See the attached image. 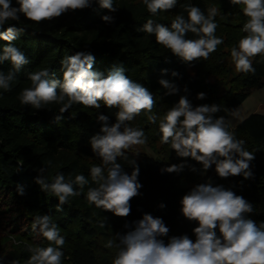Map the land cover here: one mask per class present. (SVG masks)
Here are the masks:
<instances>
[{
	"label": "clouds",
	"instance_id": "1",
	"mask_svg": "<svg viewBox=\"0 0 264 264\" xmlns=\"http://www.w3.org/2000/svg\"><path fill=\"white\" fill-rule=\"evenodd\" d=\"M179 3L180 0H142L151 17L170 12ZM228 3L238 6L246 18L241 28L246 35L231 48V64L237 72L254 74L253 58L259 56L264 60V0H228ZM94 5L107 11L108 14L101 17L105 24L115 22L114 14L120 10L117 0H0V41L6 42L0 46V65L6 62L11 65L8 72L0 70V93L12 90L17 74L29 63L25 53L14 43L26 32V28L18 25L51 24L64 15L83 12ZM181 7L187 16L175 15L170 27L148 18L140 31L154 37L157 45L183 64L207 60L218 46L224 44V40L216 35L217 9L211 7L205 13L190 0ZM189 33L195 38H187ZM94 63L91 52L78 51L61 61L62 79L56 78L55 72L47 68L32 71L27 74L30 86L21 90L18 100L22 106L36 111L47 110L51 104L60 105V115L54 117L57 123L74 104L115 110V123L101 112L96 117L99 133L92 136L89 143L100 163L89 169L95 186L88 187L85 199L90 206L126 218L131 213L130 202L141 195L143 187L135 159L140 152L135 146L147 143L143 129L131 126L130 122L143 114L150 123L156 124L157 117L152 115L155 100L147 87L125 74L124 68L114 67L105 75L94 71ZM161 75L167 76L168 70L163 69ZM171 76L173 80L162 78L158 83L165 90L164 96L179 95L180 98L159 118V142L168 145L178 158H190L199 164V169L192 166L190 170L199 171L202 177L214 166L220 179L254 178L252 162L256 154L246 149L245 140L238 139L229 130L230 122L224 116H217L221 106L194 105L187 94L180 95L181 90L174 82L180 74L173 71ZM184 92H188L187 87ZM206 98L203 92L196 97L200 101ZM129 153H132V159H129ZM118 159L128 162L132 168L130 174ZM185 167H188L186 163L171 164L161 172L180 174ZM37 171L34 182L47 196L58 200L57 212L63 211L71 197L84 194V187L89 185V178L83 174L66 179L58 172L49 182L44 167ZM16 191L20 196L25 195L21 185L16 186ZM179 205L180 215L196 225L192 228V236L187 233L169 236L170 228L162 217L145 213L141 219L125 223L127 231L105 243L104 247L117 250L111 264H264V220H253V203L237 195L231 187L214 186L209 179L192 187L180 199ZM159 208L163 210L166 205L161 203ZM100 226L105 227L104 224ZM31 232L37 239L46 240L48 246L29 247L30 256L25 264H63L62 249L66 238L61 235L60 226L53 217L48 214L34 216ZM0 264L20 262L0 255Z\"/></svg>",
	"mask_w": 264,
	"mask_h": 264
},
{
	"label": "trees",
	"instance_id": "2",
	"mask_svg": "<svg viewBox=\"0 0 264 264\" xmlns=\"http://www.w3.org/2000/svg\"><path fill=\"white\" fill-rule=\"evenodd\" d=\"M188 2L180 0L170 12L151 17L142 0H117L120 10L114 14L115 22L111 25L102 21L101 17L108 13L100 10L98 5L83 12L64 15L51 24L18 25L26 28V32L14 43L25 53L29 63L17 74L12 90L0 93V204L5 213H12L11 217L2 218L0 209V219L9 218L3 229L10 233L8 226H12L16 234L12 233L13 237L8 238L10 245L0 240V255L25 264L30 256L29 247H47L46 240L37 239L31 232L32 218L43 214L53 217V221L60 226L61 235L66 238L62 249L63 264H111L117 250L104 247L105 243L115 238L116 234L125 233V223L131 224L145 213L162 217L170 228L169 236L185 233L192 236V228L196 225L180 215L179 201L192 187L209 179L214 186L222 184L226 188L231 187L237 195L253 203L251 218L257 222L264 220V115L252 114L231 130L238 139L245 140L248 151L256 154L252 162V179H220L214 166L202 177L199 171L190 170L192 166L199 169V164L190 158H178L168 145L159 142V118L178 102L180 96H164L165 90L158 81L162 78L173 80V71L180 74L174 80L181 90L180 95L187 94L194 105H220L221 111L217 116L225 118L226 112H235L253 91L264 87V60L259 56L253 58L254 74L237 72L231 64V48L246 35L241 31L246 18L238 6H231L228 0H190L205 13L208 8L217 9L216 35L224 40V44L218 46L207 60L183 64L157 45L154 37L140 31L148 18L170 27L175 15L182 13L187 16L181 5ZM187 38L195 37L189 33ZM4 45L6 42L0 41V46ZM78 51H89L94 55V71L107 75L112 68L122 67L130 79L147 87L154 96L152 115L157 117V123H150L143 114L130 122L131 126L143 129L147 143L135 146L140 152L135 159L140 167L139 181L143 187L141 195L130 202L131 213L126 218L115 217L110 212L90 206L85 199L88 187L95 186L89 169L100 163L89 143L91 137L99 133L100 125L96 123V117L101 112L115 123V110L103 107L97 110L74 104L57 123L54 117L60 115V105L51 104L47 110L36 111L22 106L18 100L21 90L30 86L28 73L47 68L55 72L56 78L62 79L61 61ZM10 68L7 62L0 65V70L4 72ZM163 69L168 70L167 76L161 75ZM185 87L187 93L184 92ZM201 92L207 97L203 101L196 99ZM132 158V153H129V159ZM118 162L131 173L132 168L127 161L118 159ZM181 163H186L188 167L180 174L161 172L162 168ZM42 167L49 182L62 172L66 179L83 174L89 178V185L84 187V194L71 197L63 206V211L57 212L58 200L47 196L34 182L37 170ZM183 181L189 186L182 187ZM17 185L24 187V196L17 194ZM161 203L166 205L163 210L159 208Z\"/></svg>",
	"mask_w": 264,
	"mask_h": 264
},
{
	"label": "rangeland",
	"instance_id": "3",
	"mask_svg": "<svg viewBox=\"0 0 264 264\" xmlns=\"http://www.w3.org/2000/svg\"><path fill=\"white\" fill-rule=\"evenodd\" d=\"M233 113L235 114L233 115ZM233 113L226 112V116H227L226 120L230 122V129H229L230 131L236 128L244 119H246L252 114L264 115V87L253 91L251 96ZM148 153L149 155L151 154V152H148ZM152 154L153 156H155L154 153ZM181 186L186 188L189 186V183L186 181H183L181 183ZM0 207H1L0 209L2 210L1 211L2 218L3 216L11 217V214H12L11 212L5 213V208L4 209L2 208V204H0ZM2 220L0 219V240H2V243H5V245H10V241H8V238L13 237L12 233L13 234H16V233H14V227L12 226H8L9 229L11 228L10 233L6 232V230L3 229L5 227V224L8 222L9 218H6L5 220L2 219Z\"/></svg>",
	"mask_w": 264,
	"mask_h": 264
}]
</instances>
